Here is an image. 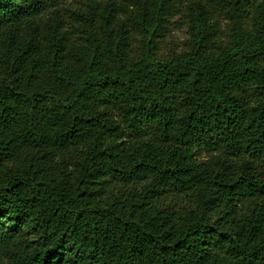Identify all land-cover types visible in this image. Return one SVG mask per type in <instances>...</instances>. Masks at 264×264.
Wrapping results in <instances>:
<instances>
[{
	"label": "trees",
	"instance_id": "1",
	"mask_svg": "<svg viewBox=\"0 0 264 264\" xmlns=\"http://www.w3.org/2000/svg\"><path fill=\"white\" fill-rule=\"evenodd\" d=\"M0 264H264V0H0Z\"/></svg>",
	"mask_w": 264,
	"mask_h": 264
},
{
	"label": "rangeland",
	"instance_id": "2",
	"mask_svg": "<svg viewBox=\"0 0 264 264\" xmlns=\"http://www.w3.org/2000/svg\"><path fill=\"white\" fill-rule=\"evenodd\" d=\"M188 39L189 32L185 20L176 17L165 33V36L161 38V49L157 58L166 59L173 53L181 51Z\"/></svg>",
	"mask_w": 264,
	"mask_h": 264
}]
</instances>
